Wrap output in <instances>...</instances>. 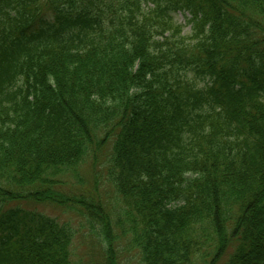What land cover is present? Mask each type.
<instances>
[{"label": "trees", "instance_id": "16d2710c", "mask_svg": "<svg viewBox=\"0 0 264 264\" xmlns=\"http://www.w3.org/2000/svg\"><path fill=\"white\" fill-rule=\"evenodd\" d=\"M43 205L105 264H264V0H0V264H76Z\"/></svg>", "mask_w": 264, "mask_h": 264}, {"label": "rangeland", "instance_id": "374dc122", "mask_svg": "<svg viewBox=\"0 0 264 264\" xmlns=\"http://www.w3.org/2000/svg\"><path fill=\"white\" fill-rule=\"evenodd\" d=\"M174 18L182 25L185 23L182 13L175 14ZM188 31L189 26L184 24L183 32ZM101 151H106V148H103ZM98 160L93 164L94 159L91 158L81 165L79 168V179L72 178L66 191H80L83 194L87 192L108 205H115L114 194L106 183L104 172H100L102 161L98 162ZM37 207L60 220L71 222V225L75 229L71 245V259L76 264H105V242L99 235L88 229V225L81 217L68 212V210L57 209L49 205ZM116 246L114 259L116 264H142L139 255L128 245L127 241L120 239L116 243Z\"/></svg>", "mask_w": 264, "mask_h": 264}]
</instances>
